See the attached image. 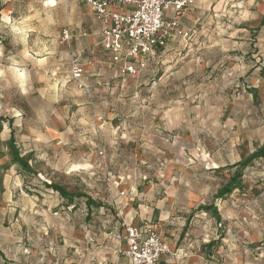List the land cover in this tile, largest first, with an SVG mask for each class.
I'll return each instance as SVG.
<instances>
[{
	"label": "rangeland",
	"instance_id": "1",
	"mask_svg": "<svg viewBox=\"0 0 264 264\" xmlns=\"http://www.w3.org/2000/svg\"><path fill=\"white\" fill-rule=\"evenodd\" d=\"M219 3L183 16L189 36L174 34L135 76L120 74L100 44L96 49L20 44L24 34L5 31L12 44H0L3 196L8 171L16 194H11L12 202L30 204L29 196L40 190L45 195L40 199L49 194L58 203L61 194L45 188L60 184L69 193L85 194L88 228H96L119 190L115 171L143 169L135 157L141 155V142L155 136L159 126L165 128V139L180 129L188 143L178 153L180 163L211 168L212 150L224 160L240 158L234 172L241 170L242 176L223 195L222 212L230 218L233 240L224 247L228 253L220 263L264 264V0ZM43 37V31L34 35ZM77 58L91 62L81 80L71 75ZM162 139L153 142L167 146ZM71 200L70 207L78 197ZM75 208L66 209L70 224L26 209L24 223L7 226L22 234L28 262L53 264V253L63 250L77 254V245L64 249L61 241L64 235L73 236ZM42 247L49 254L38 263Z\"/></svg>",
	"mask_w": 264,
	"mask_h": 264
},
{
	"label": "crops",
	"instance_id": "2",
	"mask_svg": "<svg viewBox=\"0 0 264 264\" xmlns=\"http://www.w3.org/2000/svg\"><path fill=\"white\" fill-rule=\"evenodd\" d=\"M219 2L221 0H194L191 6L177 14L174 10H169L167 16L177 17L180 26L187 29L181 19L183 16L188 18L190 15H197L204 11L208 4L215 8L220 4ZM64 29L69 30L70 36L61 42ZM8 30L14 36L25 35L26 39L20 44H80L83 49L94 46L96 49L97 44H100L118 72L130 75L121 71L124 62H115L112 52L102 45L103 24L95 17L92 8L81 0H54V2L0 0V44H12V38L5 36V31ZM42 31L47 34V38L35 39L34 35ZM252 41L255 44L254 39ZM157 52L147 58V65L150 57ZM77 60L84 65V74H86L91 62L79 58ZM131 62L136 63V60ZM82 77L76 80H81ZM182 123L180 121V124ZM161 129L165 128L159 126L155 136H150L146 142H141V155L135 159L143 162L142 170L115 171L119 190L116 192L110 212H106L105 209L103 212L105 218H99L96 222L98 229L88 228L86 201L83 196H77L78 201L73 200L75 203L72 206L77 205L73 211L75 215L73 236L64 235L61 241L64 249L77 245V254L74 252V255H66L64 250L54 252L56 257L53 264H133L124 254L128 246L125 226L129 224L134 226L151 224L157 228L171 247V253L163 257V262L221 264L220 259L228 253V249L224 250V247H230L233 234L226 221L230 218L222 212L226 205L225 196L218 197V192L226 179L236 173L234 171L239 164L237 166L235 164L240 158L232 161L224 160L216 157L212 150L211 168L207 169L203 165L191 164L188 161L180 163L181 159L177 158L178 153H181V148L186 146L185 144H188L182 140L185 134L180 133L179 129L165 139ZM157 137L163 138L167 146L154 143ZM14 142H17L16 137ZM197 150L199 151L200 148L198 147ZM2 164L0 163V167ZM7 173L5 175L10 179L5 187L6 197L0 191V201L3 199L5 202L0 205V264H32L26 260L30 254H24L27 252L24 251L22 234L16 231L12 233L11 228L7 226L10 223L13 227L24 223L25 217L22 214L26 209L46 215L47 218L54 217L68 221L70 224L71 217L66 209L71 210L72 200L71 197L63 196L46 184L47 191L61 194L58 203L51 201L49 194L45 199H40L39 195L45 196L40 190H36L39 195L29 196L30 204L12 202L16 194L11 190L10 171ZM23 197L20 194V199ZM12 211L15 212L11 218ZM50 224L55 223L47 221V225ZM48 254L49 252L42 247L38 263L45 261Z\"/></svg>",
	"mask_w": 264,
	"mask_h": 264
},
{
	"label": "built area",
	"instance_id": "3",
	"mask_svg": "<svg viewBox=\"0 0 264 264\" xmlns=\"http://www.w3.org/2000/svg\"><path fill=\"white\" fill-rule=\"evenodd\" d=\"M89 5L102 22V45L113 54L115 62H124L121 71L138 75L147 65V58L167 47L177 34L189 36L177 17L168 18L167 12L177 13L191 6L194 0H81ZM70 36L62 31L61 42ZM136 60V63L131 60ZM84 65L77 59L72 63V76L80 79ZM127 248L124 254L133 264H168L163 257L171 253L169 243L154 225H126Z\"/></svg>",
	"mask_w": 264,
	"mask_h": 264
},
{
	"label": "trees",
	"instance_id": "4",
	"mask_svg": "<svg viewBox=\"0 0 264 264\" xmlns=\"http://www.w3.org/2000/svg\"><path fill=\"white\" fill-rule=\"evenodd\" d=\"M253 39L255 41V38H253ZM253 44H254V42H253ZM11 140L14 141L13 134H12ZM249 160H250V158L247 159V161H249ZM245 163H247V162H245ZM241 176H242L241 170H238L234 175H232L230 182L226 186H224L222 189H220V191L218 192V197L223 196L224 194L231 192L234 189V186L237 185L235 182L236 179L238 177H241ZM49 186L54 188L55 190L59 191L63 196H67V197L85 196V194H81V193H69L64 189L63 186H61L60 184H57V183H50ZM86 197H89V196H86Z\"/></svg>",
	"mask_w": 264,
	"mask_h": 264
},
{
	"label": "snow or ice",
	"instance_id": "5",
	"mask_svg": "<svg viewBox=\"0 0 264 264\" xmlns=\"http://www.w3.org/2000/svg\"><path fill=\"white\" fill-rule=\"evenodd\" d=\"M50 2H54V0H50ZM20 76H23V73H19Z\"/></svg>",
	"mask_w": 264,
	"mask_h": 264
}]
</instances>
